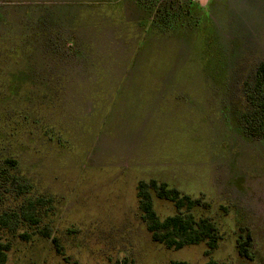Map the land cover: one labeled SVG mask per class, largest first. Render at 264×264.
I'll use <instances>...</instances> for the list:
<instances>
[{
	"label": "rangeland",
	"instance_id": "obj_1",
	"mask_svg": "<svg viewBox=\"0 0 264 264\" xmlns=\"http://www.w3.org/2000/svg\"><path fill=\"white\" fill-rule=\"evenodd\" d=\"M260 66L264 0H0V161L50 199L63 254L15 238L8 264H264V137L241 125ZM150 179L208 204L210 256L151 241L136 195Z\"/></svg>",
	"mask_w": 264,
	"mask_h": 264
},
{
	"label": "trees",
	"instance_id": "obj_2",
	"mask_svg": "<svg viewBox=\"0 0 264 264\" xmlns=\"http://www.w3.org/2000/svg\"><path fill=\"white\" fill-rule=\"evenodd\" d=\"M165 17L167 10H154ZM247 90L241 125L250 135L264 137V66H260L252 82L244 84ZM16 160L5 157L0 161V264H8V253L15 238L28 241L32 236L51 239L57 255L63 256L46 219L52 206L49 198L30 193L29 184L16 172ZM138 209L151 241L168 250L204 245L205 255L210 256L221 240L217 225L207 216L197 214L208 204L193 198L155 179L141 180L137 184ZM153 195L170 202L175 211L160 217L155 209ZM251 236L246 230L236 241L237 254L252 260ZM65 264L67 259L63 258ZM117 264V263H116ZM125 264V263H120ZM169 264H188L171 261ZM205 264H224L209 258Z\"/></svg>",
	"mask_w": 264,
	"mask_h": 264
}]
</instances>
